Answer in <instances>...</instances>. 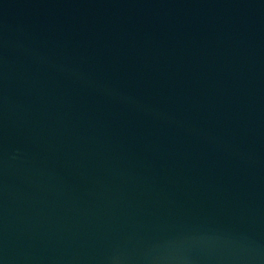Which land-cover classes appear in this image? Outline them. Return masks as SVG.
<instances>
[{"label": "water", "instance_id": "obj_1", "mask_svg": "<svg viewBox=\"0 0 264 264\" xmlns=\"http://www.w3.org/2000/svg\"><path fill=\"white\" fill-rule=\"evenodd\" d=\"M0 264H264V0H0Z\"/></svg>", "mask_w": 264, "mask_h": 264}]
</instances>
